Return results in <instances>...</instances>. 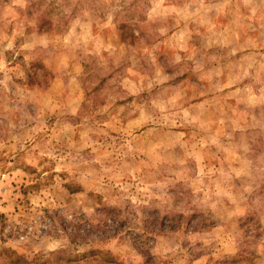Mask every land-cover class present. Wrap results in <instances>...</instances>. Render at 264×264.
Returning <instances> with one entry per match:
<instances>
[{"label": "rangeland", "instance_id": "1", "mask_svg": "<svg viewBox=\"0 0 264 264\" xmlns=\"http://www.w3.org/2000/svg\"><path fill=\"white\" fill-rule=\"evenodd\" d=\"M0 264H264V0H0Z\"/></svg>", "mask_w": 264, "mask_h": 264}, {"label": "trees", "instance_id": "2", "mask_svg": "<svg viewBox=\"0 0 264 264\" xmlns=\"http://www.w3.org/2000/svg\"><path fill=\"white\" fill-rule=\"evenodd\" d=\"M71 241H74V238L73 237H71ZM106 261L109 262V263H113V261L111 259H107ZM14 262H20V258H17L16 257V259L14 260Z\"/></svg>", "mask_w": 264, "mask_h": 264}]
</instances>
